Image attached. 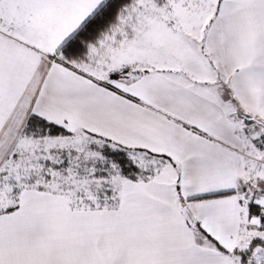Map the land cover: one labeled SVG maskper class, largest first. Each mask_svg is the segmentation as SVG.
<instances>
[{"label":"snow or ice","instance_id":"6c2138e0","mask_svg":"<svg viewBox=\"0 0 264 264\" xmlns=\"http://www.w3.org/2000/svg\"><path fill=\"white\" fill-rule=\"evenodd\" d=\"M0 264H264V0H0Z\"/></svg>","mask_w":264,"mask_h":264}]
</instances>
